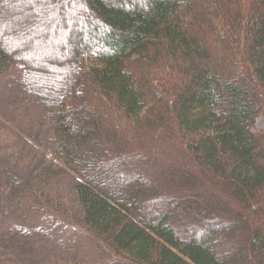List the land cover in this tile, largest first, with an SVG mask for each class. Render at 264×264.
I'll return each instance as SVG.
<instances>
[{"label":"trees","instance_id":"trees-1","mask_svg":"<svg viewBox=\"0 0 264 264\" xmlns=\"http://www.w3.org/2000/svg\"><path fill=\"white\" fill-rule=\"evenodd\" d=\"M14 68L54 117L20 221L56 216L63 171L56 217L121 264H264V0H0Z\"/></svg>","mask_w":264,"mask_h":264},{"label":"rangeland","instance_id":"rangeland-1","mask_svg":"<svg viewBox=\"0 0 264 264\" xmlns=\"http://www.w3.org/2000/svg\"><path fill=\"white\" fill-rule=\"evenodd\" d=\"M53 121L29 97L19 68L0 80V264H121L93 235L62 224L63 213H79L76 177L71 173L60 172L63 177L55 181L62 201L58 199L53 209L60 218L46 217L37 209V215L19 220L31 174L38 165L53 163ZM262 129L264 112L255 123L256 131ZM8 163H18V173L13 175ZM31 201L38 206L33 194Z\"/></svg>","mask_w":264,"mask_h":264}]
</instances>
